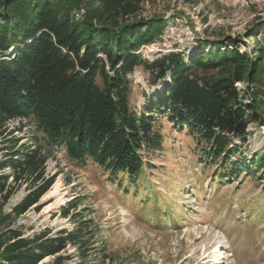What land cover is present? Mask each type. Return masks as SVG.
Instances as JSON below:
<instances>
[{"label": "trees", "instance_id": "16d2710c", "mask_svg": "<svg viewBox=\"0 0 264 264\" xmlns=\"http://www.w3.org/2000/svg\"><path fill=\"white\" fill-rule=\"evenodd\" d=\"M141 4L0 0V137L14 119L33 123L43 136L33 138V147H17L15 140L0 147V264H41L47 258L67 264L62 253L87 229L81 218L76 230L57 236L45 231L27 238L16 227L56 181L46 176L52 148L65 149L83 166L103 168L113 180L122 175L136 184L145 173L143 151L162 145L155 118L168 114L177 128L211 145L207 156L223 160L222 178H237L247 169L231 161L240 153L234 140L245 142L253 123L264 126V92L251 91L252 103L244 105L237 84L260 82L262 49L253 60L231 40L206 41L189 57L171 53L149 63L138 52L160 38L166 23L139 18ZM257 29L263 31L264 24ZM141 67L155 75L154 84L167 74L170 81L139 115L130 106L128 78ZM198 72L216 75L203 79ZM248 175L264 176V156H254ZM23 185L28 194L7 211Z\"/></svg>", "mask_w": 264, "mask_h": 264}, {"label": "rangeland", "instance_id": "374dc122", "mask_svg": "<svg viewBox=\"0 0 264 264\" xmlns=\"http://www.w3.org/2000/svg\"><path fill=\"white\" fill-rule=\"evenodd\" d=\"M139 18L166 23L160 38L138 52L149 63L171 53L189 57L206 41L231 40L253 60L262 49L260 82L237 87L244 105L252 103L251 91L264 92V30L257 29L264 24V0H142ZM215 75L198 72L203 79ZM154 77L141 67L128 78L130 106L139 115L170 81V74L155 84ZM155 119L162 145L143 151L145 173L136 184L122 175L113 180L103 168L91 162L83 166L65 149L52 148L46 176L56 181L16 227L27 238L45 231L57 236L76 230L81 218L87 229L62 253L67 264H264V176L248 175L254 156H264V126L253 123L245 142L234 140L240 153L231 161L247 169L237 178H222L225 164L207 156L210 144L177 128L168 114ZM5 129L0 147L9 140L18 141L17 147H33V138L43 137L33 123L20 119L9 121ZM29 189L23 185L6 210ZM71 207L63 217L62 211Z\"/></svg>", "mask_w": 264, "mask_h": 264}, {"label": "bare ground", "instance_id": "6f19581e", "mask_svg": "<svg viewBox=\"0 0 264 264\" xmlns=\"http://www.w3.org/2000/svg\"><path fill=\"white\" fill-rule=\"evenodd\" d=\"M58 186H59V184H56V185H55V188H58ZM217 251H218V250H217ZM217 251H216V252H217Z\"/></svg>", "mask_w": 264, "mask_h": 264}]
</instances>
